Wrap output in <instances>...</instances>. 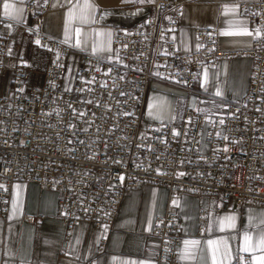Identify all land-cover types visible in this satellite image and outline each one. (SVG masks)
<instances>
[{
  "label": "built area",
  "instance_id": "built-area-1",
  "mask_svg": "<svg viewBox=\"0 0 264 264\" xmlns=\"http://www.w3.org/2000/svg\"><path fill=\"white\" fill-rule=\"evenodd\" d=\"M153 4L143 21L114 33L111 49L121 59L114 62L44 35L40 26L47 1L25 0L33 26L22 28L46 52L39 83L29 82L23 60L9 63L0 35V81L8 71L5 93L0 83V217L14 181L55 190L62 253L80 222L97 229L94 255L99 253L124 195L144 184L165 186L167 196L163 213L151 223L153 264H183L174 204L183 195L264 206V0L237 3L258 32L247 49L222 51L215 29L194 28L196 48L188 53L167 38L180 23L183 1ZM238 55L251 60L245 91L239 101L212 113L208 125L206 114L189 106H183L177 122L144 119L152 81L191 92L199 70ZM203 214L200 210L198 222ZM36 218L23 215L28 223ZM94 255L82 264H93ZM228 264L251 261L236 252Z\"/></svg>",
  "mask_w": 264,
  "mask_h": 264
},
{
  "label": "crops",
  "instance_id": "crops-1",
  "mask_svg": "<svg viewBox=\"0 0 264 264\" xmlns=\"http://www.w3.org/2000/svg\"><path fill=\"white\" fill-rule=\"evenodd\" d=\"M43 1L34 0V3L39 5ZM46 1L49 9L43 14L40 26L44 35L73 49L120 62L111 49L114 33L132 29L143 21L153 12L155 0ZM181 1L184 6L180 23L167 35L181 52L196 48L194 28L215 29L216 46L222 51L247 49L258 34L237 6L238 2L251 0ZM24 2L0 0V35L6 39L9 63L23 60L30 69L29 82L39 83L46 52L32 44L22 28L33 26L30 15L24 11ZM250 66L248 56L238 55L217 58L213 65L199 70L196 82L219 99H210L205 105L219 106L221 111L227 102L239 101ZM7 77L5 71L2 78ZM165 85L185 92L186 103L191 100V93L181 86L152 81L143 106L144 118L151 114L147 104L153 90ZM200 99L195 96L192 104ZM171 118L170 113L157 121ZM10 186L7 211L0 217V264H82L94 255L98 231L86 222L75 224L64 253L60 251L64 229L56 213L55 190L23 181H14ZM166 197L165 186L154 184H144L126 193L106 236V244L94 255L93 264H153L156 241L150 236L151 223L155 215L163 213ZM174 204L181 234L177 255L183 264H228L236 252L247 254L251 264H264V206L223 203L217 195H183ZM200 210L204 214L198 222ZM27 214L37 216L36 221H24L23 215Z\"/></svg>",
  "mask_w": 264,
  "mask_h": 264
},
{
  "label": "rangeland",
  "instance_id": "rangeland-1",
  "mask_svg": "<svg viewBox=\"0 0 264 264\" xmlns=\"http://www.w3.org/2000/svg\"><path fill=\"white\" fill-rule=\"evenodd\" d=\"M0 83H2V86H3L2 90H4L3 92L5 93L6 88L8 86L7 79L2 78ZM190 93L191 94H189V97L191 100L186 103L184 100L185 92L173 89L172 87H169L168 85L162 86L161 88H158L157 90H153V95L149 98V102L147 104L148 111L151 114L148 115L149 117L145 116L144 119L161 120L164 117H166V115L171 113L172 115L171 119L177 122L179 121V118L181 116V112H182V109L185 103L187 104V106H190V107L195 105L196 107H198L196 109L200 111L205 110V111L210 112V110L219 111L221 109V107L213 105V104L210 106V108H208V106L205 105L206 101L210 99L219 100L216 96H214V93L212 91H208L206 89V86H201L196 82L194 85V88L192 89ZM195 96L196 97L198 96V98H201L200 99L201 101L200 102L198 101L197 103L192 104L193 102L192 100L195 98ZM211 114L212 113L206 114L203 120L204 126L210 123ZM200 136L202 139L204 138L203 132L201 133Z\"/></svg>",
  "mask_w": 264,
  "mask_h": 264
},
{
  "label": "snow or ice",
  "instance_id": "snow-or-ice-1",
  "mask_svg": "<svg viewBox=\"0 0 264 264\" xmlns=\"http://www.w3.org/2000/svg\"><path fill=\"white\" fill-rule=\"evenodd\" d=\"M6 7H7V5H6ZM185 243L188 244L189 242L186 241ZM191 243H192V244H198L199 242H198V241H192Z\"/></svg>",
  "mask_w": 264,
  "mask_h": 264
}]
</instances>
